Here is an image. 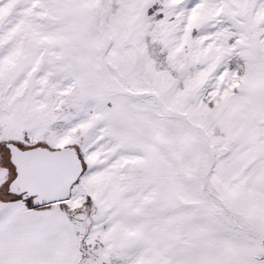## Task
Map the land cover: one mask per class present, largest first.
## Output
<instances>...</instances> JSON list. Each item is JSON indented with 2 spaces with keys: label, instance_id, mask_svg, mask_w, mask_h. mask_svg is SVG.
Listing matches in <instances>:
<instances>
[{
  "label": "snow or ice",
  "instance_id": "1",
  "mask_svg": "<svg viewBox=\"0 0 264 264\" xmlns=\"http://www.w3.org/2000/svg\"><path fill=\"white\" fill-rule=\"evenodd\" d=\"M0 264H264V0H0Z\"/></svg>",
  "mask_w": 264,
  "mask_h": 264
}]
</instances>
